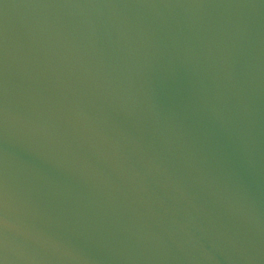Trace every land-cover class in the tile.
<instances>
[{
    "label": "water",
    "instance_id": "1",
    "mask_svg": "<svg viewBox=\"0 0 264 264\" xmlns=\"http://www.w3.org/2000/svg\"><path fill=\"white\" fill-rule=\"evenodd\" d=\"M0 264H264V0H0Z\"/></svg>",
    "mask_w": 264,
    "mask_h": 264
}]
</instances>
